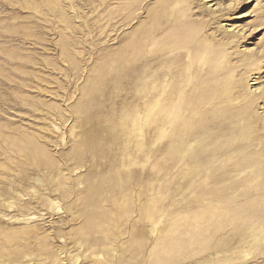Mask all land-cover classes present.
Listing matches in <instances>:
<instances>
[{"label": "rangeland", "instance_id": "obj_1", "mask_svg": "<svg viewBox=\"0 0 264 264\" xmlns=\"http://www.w3.org/2000/svg\"><path fill=\"white\" fill-rule=\"evenodd\" d=\"M0 264H264V0H0Z\"/></svg>", "mask_w": 264, "mask_h": 264}, {"label": "bare ground", "instance_id": "obj_2", "mask_svg": "<svg viewBox=\"0 0 264 264\" xmlns=\"http://www.w3.org/2000/svg\"><path fill=\"white\" fill-rule=\"evenodd\" d=\"M215 5V4H214ZM186 79V78H185ZM183 81V80H182ZM181 85V84H180ZM169 87V86H168ZM180 90V88L178 89V91ZM177 91V92H178ZM180 95V94H179ZM175 100V99H174ZM191 101H193V100H191ZM190 102V101H189ZM172 103V102H171ZM169 107V106H168ZM170 107H172V104H171V106ZM186 110V109H185ZM181 113L182 112H180L179 114L181 115ZM177 115H178V113H177ZM180 118V117H179ZM181 118H183V117H181ZM209 124V123H208ZM232 210H235V209H232ZM231 210V211H232ZM237 212H238V210H237ZM240 214V216H243V217H245V219H246V225H248L247 226V228L250 226V223L251 222H249V221H253V219H254V217H253V213L251 214H249V212L247 211V209H243V210H240V212H239ZM245 215V216H244ZM233 220L236 218V216H235V214L232 212V216H230ZM234 222V221H233ZM248 222H249V224H248ZM232 223V222H231ZM250 228V227H249ZM246 229V228H245ZM243 230V229H242ZM244 231V230H243ZM248 232V231H247Z\"/></svg>", "mask_w": 264, "mask_h": 264}]
</instances>
